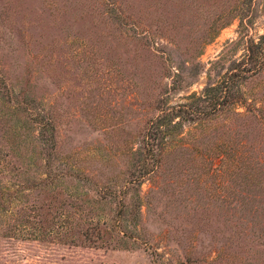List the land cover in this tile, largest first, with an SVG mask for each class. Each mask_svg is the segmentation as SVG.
I'll return each instance as SVG.
<instances>
[{
	"label": "rangeland",
	"instance_id": "obj_1",
	"mask_svg": "<svg viewBox=\"0 0 264 264\" xmlns=\"http://www.w3.org/2000/svg\"><path fill=\"white\" fill-rule=\"evenodd\" d=\"M263 33L264 0H0V264H264ZM243 70L142 176L150 119Z\"/></svg>",
	"mask_w": 264,
	"mask_h": 264
},
{
	"label": "trees",
	"instance_id": "obj_2",
	"mask_svg": "<svg viewBox=\"0 0 264 264\" xmlns=\"http://www.w3.org/2000/svg\"><path fill=\"white\" fill-rule=\"evenodd\" d=\"M264 43V33L260 37L259 45H262ZM255 46V45H253ZM264 46V44H263ZM256 47V46H255ZM249 57H255V61L257 60V57L254 53L253 49H250ZM264 51V50H263ZM253 52V56H252ZM255 63L253 64V66ZM243 71H239V73H232L229 74L226 79L222 80V83L219 84L217 87H213L216 89L215 95H211L208 97V99L204 100V98H200L202 101V104L196 103L192 108H182V106L179 107H170V108H164L161 109L160 112L157 113L156 116H154L152 119H150L148 126L146 127L144 134H143V140L144 144L146 146L145 154L143 157L139 160L137 167L138 171L142 176L148 175L156 170H158L160 166V153H157L159 148L165 144V138L168 131H171V129L175 127H179L182 125L183 120L190 121V122H196L198 123H204V120L209 117V115L217 114L218 112L222 111L221 108L224 107L225 103H228L229 99L233 97L231 95V91L233 89V82L235 83L238 79V76ZM208 88H206L207 90ZM205 90V91H206ZM177 119V121H175ZM34 121L38 123L40 128V136L41 139L44 140L43 144H52L48 142L47 137L44 132H46V129L48 128V125L46 124L47 121H43V115H41L39 118H34ZM205 124V123H204ZM47 125V126H46ZM241 156L237 157V161L235 162V166L237 170L241 169L245 172V169H242L239 160L243 164ZM246 173V172H245ZM247 176H251V174H247ZM246 176V177H247ZM0 199H1V192H0Z\"/></svg>",
	"mask_w": 264,
	"mask_h": 264
}]
</instances>
